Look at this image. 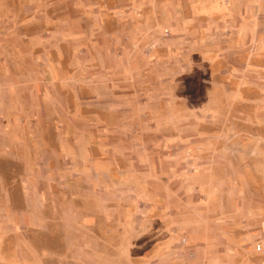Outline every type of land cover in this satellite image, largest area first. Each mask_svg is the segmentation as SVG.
<instances>
[{"label": "rangeland", "instance_id": "rangeland-1", "mask_svg": "<svg viewBox=\"0 0 264 264\" xmlns=\"http://www.w3.org/2000/svg\"><path fill=\"white\" fill-rule=\"evenodd\" d=\"M0 264H264V0H0Z\"/></svg>", "mask_w": 264, "mask_h": 264}, {"label": "crops", "instance_id": "crops-1", "mask_svg": "<svg viewBox=\"0 0 264 264\" xmlns=\"http://www.w3.org/2000/svg\"><path fill=\"white\" fill-rule=\"evenodd\" d=\"M86 221H88V219H86Z\"/></svg>", "mask_w": 264, "mask_h": 264}]
</instances>
